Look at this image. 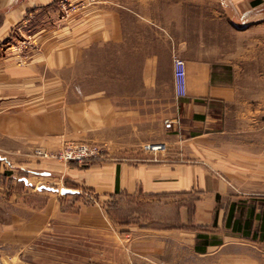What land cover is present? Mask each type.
I'll return each instance as SVG.
<instances>
[{"label":"crops","instance_id":"obj_1","mask_svg":"<svg viewBox=\"0 0 264 264\" xmlns=\"http://www.w3.org/2000/svg\"><path fill=\"white\" fill-rule=\"evenodd\" d=\"M53 1L0 0V42ZM133 1L125 30L110 16L117 29L100 37L140 54L137 80L131 69L118 91L96 84L72 108L66 100L75 115L60 128L63 138L105 143L108 154L88 168L15 155L31 175L13 179V190L1 154L0 260L22 261L18 248L72 225L104 248L94 264H264V0ZM175 57L187 62L184 97ZM25 128L15 129L38 132ZM158 142L162 150L148 149ZM32 178L61 186L33 189ZM83 189L107 206L77 210Z\"/></svg>","mask_w":264,"mask_h":264},{"label":"rangeland","instance_id":"obj_2","mask_svg":"<svg viewBox=\"0 0 264 264\" xmlns=\"http://www.w3.org/2000/svg\"><path fill=\"white\" fill-rule=\"evenodd\" d=\"M125 4L126 0H54L37 13L34 9L30 10L21 21L12 25L8 37L0 42V157L3 154L11 159L5 170L7 176L12 175L9 181L6 179L11 190L14 188L11 187L13 179L17 176L29 178L31 175L27 167L22 168L26 171H21L15 165L19 162V159L15 160V155L23 154L24 162L35 161L42 166L54 164L59 167L73 163L88 168L104 158L85 164L67 163L52 156H39L37 150L56 154L69 144L89 143L103 148L104 157L108 154L105 143L81 141L76 136L63 138L60 128L63 122L67 130L69 117L73 120L71 118L75 115L71 110L68 111L66 100L72 102V108L73 102L93 92L97 85L99 87L104 84L118 91L119 85L131 78V69H134L133 80H137L140 74L137 69L140 54L136 56L129 53L125 41H106V38L100 37L103 32L117 29L115 20L110 16L120 18L122 30H125ZM133 4L136 6V0ZM95 33L99 38L97 41L93 40ZM24 127L34 131L38 129V132L26 128L25 131L15 129ZM21 141L25 149L14 154L11 151L14 143ZM47 145L58 146L50 150L45 148ZM31 180L36 186L33 189L37 190L42 185L55 188L61 186L46 178ZM1 183L0 158V196ZM82 191L83 198L79 200L77 210L83 204L107 206L97 198L93 190ZM61 229L60 233L55 232L53 236L50 234L40 239L36 246L18 248L17 255H20L22 261L16 258L10 263L85 264V260L90 259L89 264H94V256H99L100 250L104 249L94 244V232L72 225L67 230L66 226ZM4 259L0 260L2 264Z\"/></svg>","mask_w":264,"mask_h":264},{"label":"built area","instance_id":"obj_3","mask_svg":"<svg viewBox=\"0 0 264 264\" xmlns=\"http://www.w3.org/2000/svg\"><path fill=\"white\" fill-rule=\"evenodd\" d=\"M175 68V87L176 94L178 97H184L188 93V80H187V62L181 57H175L174 59ZM165 147L164 143H154L149 145L150 150L160 151ZM39 156L47 158L55 157L57 159L64 160L65 162H79L88 163L93 160L104 158V149L100 146L91 145L89 143H73L69 144L60 152L53 154L48 151L39 149L37 150Z\"/></svg>","mask_w":264,"mask_h":264},{"label":"water","instance_id":"obj_4","mask_svg":"<svg viewBox=\"0 0 264 264\" xmlns=\"http://www.w3.org/2000/svg\"><path fill=\"white\" fill-rule=\"evenodd\" d=\"M24 180L25 181H27L28 179L27 178H24ZM74 190H72V189H70V188H63V189H61V192L63 193V194H66V193H72ZM0 264H2L1 262H0Z\"/></svg>","mask_w":264,"mask_h":264},{"label":"bare ground","instance_id":"obj_5","mask_svg":"<svg viewBox=\"0 0 264 264\" xmlns=\"http://www.w3.org/2000/svg\"><path fill=\"white\" fill-rule=\"evenodd\" d=\"M3 264H11V263H10V261H9L7 258H5V259L3 260Z\"/></svg>","mask_w":264,"mask_h":264},{"label":"trees","instance_id":"obj_6","mask_svg":"<svg viewBox=\"0 0 264 264\" xmlns=\"http://www.w3.org/2000/svg\"><path fill=\"white\" fill-rule=\"evenodd\" d=\"M45 188L50 189V190H57V188H55L53 186H46Z\"/></svg>","mask_w":264,"mask_h":264}]
</instances>
